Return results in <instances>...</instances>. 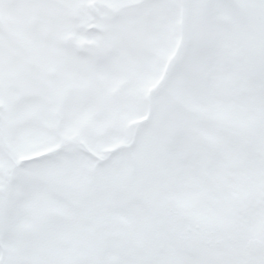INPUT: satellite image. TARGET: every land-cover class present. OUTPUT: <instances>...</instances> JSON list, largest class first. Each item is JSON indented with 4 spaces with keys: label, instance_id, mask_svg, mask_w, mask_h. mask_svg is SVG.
<instances>
[{
    "label": "snow or ice",
    "instance_id": "1",
    "mask_svg": "<svg viewBox=\"0 0 264 264\" xmlns=\"http://www.w3.org/2000/svg\"><path fill=\"white\" fill-rule=\"evenodd\" d=\"M0 264H264V0H0Z\"/></svg>",
    "mask_w": 264,
    "mask_h": 264
}]
</instances>
